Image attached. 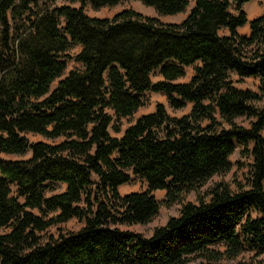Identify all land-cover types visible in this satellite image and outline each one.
<instances>
[{
    "label": "trees",
    "instance_id": "16d2710c",
    "mask_svg": "<svg viewBox=\"0 0 264 264\" xmlns=\"http://www.w3.org/2000/svg\"><path fill=\"white\" fill-rule=\"evenodd\" d=\"M62 1L81 5L0 0V264H218L264 253V13L248 19L252 0H196L183 21L163 23L131 8L85 12L124 0ZM140 1L164 15L189 6ZM248 23L250 33H240ZM73 44L82 67L63 77ZM194 65L190 81L176 82ZM155 71L163 77L156 82ZM233 74L259 78L258 89L237 87ZM147 92L192 109L176 117L158 103L114 136L111 128L122 130L111 111L132 116ZM237 149L248 162L231 160ZM234 165L248 167L245 181L201 190ZM132 175L147 189L122 194ZM56 182L67 188L47 195ZM191 192L196 201L186 200ZM174 204L179 214L150 236L121 228ZM72 218L84 226L42 235Z\"/></svg>",
    "mask_w": 264,
    "mask_h": 264
},
{
    "label": "rangeland",
    "instance_id": "374dc122",
    "mask_svg": "<svg viewBox=\"0 0 264 264\" xmlns=\"http://www.w3.org/2000/svg\"><path fill=\"white\" fill-rule=\"evenodd\" d=\"M57 3L58 4L67 3L72 6H77V7L81 5L79 2L69 3V2L62 1V0H58ZM195 3H196V0H189L188 8L184 12L174 14V15L160 14L154 7L148 6L140 0H124L115 6H105L101 8H94L91 4H88L85 6V12L89 16H92V17H113L114 15H116L117 13L121 11L131 8V9H134L142 13L145 16L155 17L163 23H179L188 16L191 9L195 6ZM243 9L247 14L248 19L252 20L253 18L259 15H262L264 13V0H252L248 2L247 4H245ZM231 11L235 13L234 7L231 8ZM61 20L63 24L64 19L61 18ZM239 32L247 33V34L250 33V24L248 23L245 26L239 28ZM228 33H229L228 29L223 28L220 30V34L222 35L228 34ZM80 50H81L80 45L73 44L72 47L69 49V51H67L69 58L67 61V68L65 70L63 77L66 76L70 70L82 67V64L80 62H77L74 59L75 55L79 53ZM194 69H195V65L187 67L186 74L183 77L176 80V82L184 83V82L190 81V79L194 75ZM162 78L163 77L159 71H155L152 74V80L154 82L161 80ZM59 80L60 79H57L56 81H54V83L52 84V89L57 85ZM232 80L234 82V85H236L237 87H241V88L258 89V86L260 84L259 78H254V77L240 78L238 75H235V74L232 75ZM145 99H146V104L143 107H141L132 116L117 118L115 113L111 111L113 115L112 124L120 126L122 130L120 133H118L113 128H111L110 131L114 136L121 137L123 135L124 130L126 129L128 125L134 123L140 115L154 111L158 103L165 104L168 113L171 116H176V117H180L182 115L188 114L191 111L192 106H193V103L188 102L186 107L182 109H174L170 106L166 95L160 92L158 93L147 92L145 94ZM238 120L245 124H247V121H248L242 118H239ZM29 138L32 141L34 140H44L47 142L51 141L50 139L42 135L33 134V133L29 134ZM30 155H31L30 153L24 156H19L15 154H2V156L7 159H25V158H28ZM231 160L233 162H236L237 160L248 162L246 158L240 157L239 149H237L236 152L231 156ZM247 170H248L247 166H244L242 169H237L236 165H234L233 169L229 173L225 175H215L208 182V184L204 186L201 190L205 191L209 189V187L212 184L222 179L230 181V182H233V179H240V180L245 181V174L247 173ZM51 185H52V190L48 191L47 195H52L55 193L62 192L67 188V184L61 183V182L52 183ZM146 189H147V184L145 183V181L142 178H140L138 175H132V180L126 184H123L120 187V192L122 194H126V193H130L133 191H144ZM166 193L167 191L165 189L156 190L154 192V194L159 200H164L166 197ZM196 199H197V196L195 192H191L186 197V200H190V201H196ZM180 207H181L180 204H174L171 207H166L162 205L159 213L153 218L151 222L147 224H136V225H131V226L122 225L121 228L132 230L135 232H142L145 235L150 236L153 233V230L155 227L165 224L171 216L178 215L180 212ZM84 224L85 222L83 220L78 219V218H72L71 220L65 223H60L58 225H54L50 227L42 235L47 236V237L51 235L58 237L60 234H63V233L77 231L80 228H82ZM1 231L2 230H0V232ZM200 261L201 259H196V260L191 261L188 264H200ZM218 264H264V253L258 254L255 251L254 252L246 251L234 260H223L219 262Z\"/></svg>",
    "mask_w": 264,
    "mask_h": 264
},
{
    "label": "crops",
    "instance_id": "0c3cea01",
    "mask_svg": "<svg viewBox=\"0 0 264 264\" xmlns=\"http://www.w3.org/2000/svg\"><path fill=\"white\" fill-rule=\"evenodd\" d=\"M241 28V27H240Z\"/></svg>",
    "mask_w": 264,
    "mask_h": 264
}]
</instances>
